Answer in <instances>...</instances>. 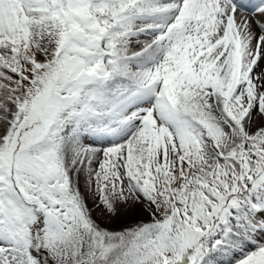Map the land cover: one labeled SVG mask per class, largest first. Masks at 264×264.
<instances>
[{"label":"snow or ice","instance_id":"6c2138e0","mask_svg":"<svg viewBox=\"0 0 264 264\" xmlns=\"http://www.w3.org/2000/svg\"><path fill=\"white\" fill-rule=\"evenodd\" d=\"M0 264H264V0H0Z\"/></svg>","mask_w":264,"mask_h":264}]
</instances>
